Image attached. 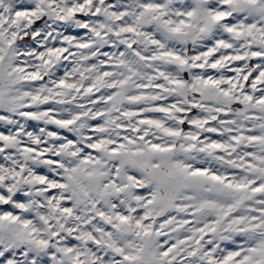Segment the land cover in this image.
Listing matches in <instances>:
<instances>
[{
	"label": "snow or ice",
	"instance_id": "snow-or-ice-1",
	"mask_svg": "<svg viewBox=\"0 0 264 264\" xmlns=\"http://www.w3.org/2000/svg\"><path fill=\"white\" fill-rule=\"evenodd\" d=\"M0 264H264V0H0Z\"/></svg>",
	"mask_w": 264,
	"mask_h": 264
}]
</instances>
